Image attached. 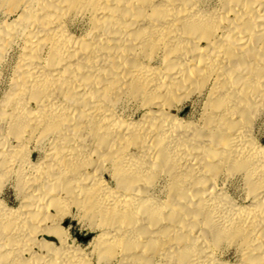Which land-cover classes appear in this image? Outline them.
<instances>
[{"label":"bare ground","instance_id":"obj_1","mask_svg":"<svg viewBox=\"0 0 264 264\" xmlns=\"http://www.w3.org/2000/svg\"><path fill=\"white\" fill-rule=\"evenodd\" d=\"M0 264H264V0H0Z\"/></svg>","mask_w":264,"mask_h":264},{"label":"rangeland","instance_id":"obj_2","mask_svg":"<svg viewBox=\"0 0 264 264\" xmlns=\"http://www.w3.org/2000/svg\"><path fill=\"white\" fill-rule=\"evenodd\" d=\"M6 196L10 201L14 200L13 194L10 190L6 192ZM71 231L73 236L77 237L78 240L83 244H86L91 238V234L87 233L88 231L85 228L81 227L78 223H76V221L71 222Z\"/></svg>","mask_w":264,"mask_h":264}]
</instances>
